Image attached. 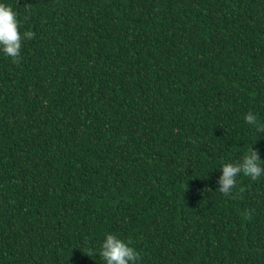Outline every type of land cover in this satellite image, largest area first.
Masks as SVG:
<instances>
[{"label": "trees", "instance_id": "obj_1", "mask_svg": "<svg viewBox=\"0 0 264 264\" xmlns=\"http://www.w3.org/2000/svg\"><path fill=\"white\" fill-rule=\"evenodd\" d=\"M0 3L35 34L0 51V264H106L107 234L137 264H264V175L217 191L264 162V0Z\"/></svg>", "mask_w": 264, "mask_h": 264}, {"label": "clouds", "instance_id": "obj_2", "mask_svg": "<svg viewBox=\"0 0 264 264\" xmlns=\"http://www.w3.org/2000/svg\"><path fill=\"white\" fill-rule=\"evenodd\" d=\"M30 6L25 5L26 8ZM19 23L17 13L13 11L11 6L0 3V51L16 64L20 63L23 40L33 39L35 36L30 30L21 34ZM244 119L246 123L255 125L258 133H264V123H260L251 111L246 114ZM262 164L264 162H261L258 151L252 147L241 161L223 165L222 175L219 179L220 186L217 191L226 197L231 196L237 186L239 175L243 174L252 180L264 175ZM244 215L245 218L250 217L248 212H245ZM99 256L103 258L106 264H137L140 259L139 253L130 246V242H125L113 234L106 235Z\"/></svg>", "mask_w": 264, "mask_h": 264}]
</instances>
